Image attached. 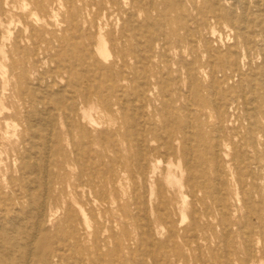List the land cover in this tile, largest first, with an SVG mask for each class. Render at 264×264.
Returning <instances> with one entry per match:
<instances>
[{"label": "rangeland", "instance_id": "rangeland-1", "mask_svg": "<svg viewBox=\"0 0 264 264\" xmlns=\"http://www.w3.org/2000/svg\"><path fill=\"white\" fill-rule=\"evenodd\" d=\"M6 1L10 29L0 27V39L4 41L6 51V57L0 55V187L4 184L2 178L11 175L14 166L20 165L19 153L26 155L21 134L27 130L28 123L47 132L50 127L44 125L43 119L51 115L59 126L63 156L73 160L78 156V149H84L85 166L90 171L106 173L114 167L117 174L114 187H110L102 176L96 189L85 188L80 195L74 194L72 188L56 193L61 206L52 217L48 218L51 215L48 214L42 224L39 209L47 196L41 188L35 199L31 196L25 199V209L21 212L2 205L0 224L6 230L19 232L21 240L15 233L9 242L1 238L0 264H25V259L29 260L28 264L38 262L35 241H42L43 236L49 237L54 248L56 257L52 258L51 264H78L79 260L94 257L99 249L107 259L119 261V264H150V254L158 248H162L165 256L178 248L175 250L177 253H170V260L176 264H237L236 258L229 253L228 236L223 237L219 230L215 231L218 237L215 240H204L203 237H209L204 231L196 244L185 246L181 240H176L174 245L167 240V229L152 236L148 225L155 218L149 212L154 208L161 189H170L165 181L170 162L175 176L181 178L186 186L189 207L186 215L194 205L188 189L189 171L193 172L199 186L201 212L216 211L215 203L219 197L216 189L221 186L224 194L226 190L237 189L241 200L244 198L243 188H246L249 191L247 195L251 194L254 201L258 200L251 186L254 181L249 178V172L239 157L249 154L259 160L262 167L258 170L256 183L263 189L264 55L255 50H264V35L255 37V33L264 31V0H247L244 4L240 0H37L44 9L36 6V0ZM232 12L235 17L246 16L248 19L244 34L249 38L248 47L253 50L251 57L244 58L243 48L232 53L236 45L235 33L228 20L224 25L217 21L220 16L228 18ZM0 18L3 15L0 14ZM46 23L49 26H45ZM27 25L36 35L37 46L41 45L37 49L50 46L52 55L65 61L63 66H70L72 62L74 65L78 54L87 56L90 50L93 51L98 44L99 33L105 37L109 52L113 53L114 40L120 46L130 48L124 49L130 52L131 66L136 72L124 71L127 81L118 83V95L125 108L123 114L118 115L116 126L109 124L110 117L105 107L99 104L92 112L99 125L88 128V138L83 139L77 133L69 136L68 126L60 128L67 122L62 118L59 104L73 103L69 88L71 76L66 71H62V77L54 76L58 60L53 62L39 56L42 52H37L32 42L26 39L30 35L25 32ZM248 25L250 31H247ZM122 29L127 31L128 42L119 39ZM212 29H217V35L223 37L222 56L206 51V43H212ZM20 32L25 36L19 43V49L15 50L14 41ZM110 32L114 34L109 35ZM242 40L245 38H240ZM38 57L41 62L34 64ZM100 62L108 65L103 59ZM73 65L70 68L75 69ZM238 68L244 73L243 78L236 76L225 82L224 76L234 75ZM74 75L81 76L76 72ZM151 77L152 82L146 83L145 79ZM103 85L111 87L107 80ZM246 99L248 105L243 106ZM131 103L137 107L136 110ZM247 107L250 114L246 112ZM137 110L140 113L144 111V114L134 115ZM221 111L225 112L227 120L224 129L232 139L228 147L220 143L221 137L226 135L219 131L217 119ZM186 117L190 122L188 125ZM237 120L245 123L239 136L234 137L233 133L239 127ZM171 129L177 135L185 131L189 139L176 143V155L171 161L161 157L156 162L149 161L146 174L142 176L139 173V154L148 148L160 147L162 140L158 136L165 137ZM116 130H119L117 135L100 138L102 132L111 134ZM258 131L261 134L258 135ZM252 137L259 138L257 150L248 141ZM26 145L28 149L27 142ZM46 159L43 157L39 161L44 165ZM58 159L62 160V157ZM240 170L245 179L244 187L234 183ZM182 171L184 177H181ZM55 173L63 176L57 169ZM37 182L40 186L41 181ZM101 192L109 200L98 207ZM236 192L230 197L236 199ZM5 198L0 195V200ZM181 204L180 200L174 201L175 207ZM105 209L109 210L108 214ZM232 210L235 235L250 232L253 225L245 220V211L235 213V208ZM70 212H79L88 222V234L82 243L85 257L74 247V232L81 234L82 231ZM15 217L19 218L18 221ZM175 220L179 229L190 223L188 219L183 223L179 212ZM9 243L13 247L11 258L3 259L1 256ZM19 243L24 248L17 249ZM32 244L34 246L30 247ZM200 257L201 262L198 261ZM259 261L258 264H264V260ZM239 264L252 263L240 261Z\"/></svg>", "mask_w": 264, "mask_h": 264}, {"label": "bare ground", "instance_id": "bare-ground-1", "mask_svg": "<svg viewBox=\"0 0 264 264\" xmlns=\"http://www.w3.org/2000/svg\"><path fill=\"white\" fill-rule=\"evenodd\" d=\"M246 1L247 0H240L242 4H244V2ZM0 3L2 4L0 14L1 16L3 15V18H0V27L10 29V14H8V12L5 10V6L8 5V2L6 0H0ZM36 6L44 9L43 5L40 6L37 0ZM225 20H228L231 30L235 33L234 38L236 39V45L234 46V52L232 51V53H238L237 48H243L242 52L244 58H247L248 56L251 57L253 50L248 47L249 38H247L244 34L248 23L247 17H235L234 13L232 12L231 16H229L228 18H224L221 16L217 18L218 23L221 25L226 24ZM45 26H49V24L46 23ZM208 27L209 26H207L206 29ZM250 29V25H248L247 31H250ZM45 31L47 32V30ZM25 32L30 33V35L26 39L32 42L36 51L42 52L39 54V56H43V58L45 59H51L53 62L58 60V56L52 55L50 46H46L44 48L42 47V49H37L41 45L37 46V43H35L37 40L36 35L29 29L28 25L25 28ZM210 32L213 39L212 43H206V51L222 56L221 54L224 52L223 47L225 46L224 43L222 44L223 37L222 35H217V29H212L210 30ZM112 34H114V32L109 33V35ZM259 35L260 37H262L264 35V31L262 30L259 34L255 33V37H258ZM24 36V32H20V34L16 36L13 45V48L15 50L19 49V43L22 41V38ZM127 36V31L125 29H122L119 39L122 42H124V39L126 40V42H128ZM98 37L99 38L97 46L95 45L93 51L90 50L89 54L87 55L89 59L87 58V56L78 54L76 56L74 65L72 62L70 66H63V63L65 61L62 58H59V60L57 61V71L54 72V76L62 77V71L70 73L71 76V80L69 79V88L70 91H72L71 94L73 103L71 105L65 104V106L59 104V106H61L60 108L62 112V118H64L67 122V125L65 123H62V126L60 128L68 126L69 136L77 133L80 134L83 139L88 138V128L96 127L99 125L94 120L92 115V112L97 108L99 104L105 107V110L110 117L109 124L113 127L116 126L117 117L118 115L123 114L125 108V103L123 101H120V96L118 95V83L127 81V76L123 75L124 71L131 70L133 73L136 72V69H132L133 67L131 66L132 57L130 58V52H127V50L124 49L130 48L120 46V43L118 44L117 41L114 40L113 53L109 52V50L107 49L105 37L101 33L98 34ZM240 38H245V40L240 41ZM255 52L264 55L263 48H257ZM0 55L6 57L5 44L2 39H0ZM100 59H103L104 62H108V65L105 66L103 62H100ZM234 59L236 60V58ZM252 59L253 58H251V60ZM134 60L135 58L133 59V61ZM35 61L36 62L34 64L41 62L39 57L36 58ZM72 65L75 69L70 68L72 67ZM75 72L76 74H80L81 76H75ZM236 76L242 79L244 73L242 74V71L238 68L234 72V75H225L224 81H231ZM155 77L157 78V76ZM152 79V77L146 78L145 82L149 84L150 82H152ZM104 80H107V83L110 82L111 87L103 85ZM203 103H206V100H204ZM242 104L243 106H247V99ZM131 106H133L132 103ZM133 107L136 110L137 107ZM225 108H227V106H225ZM138 111L140 110H137L134 115L139 116L141 115V113L144 114V111H141V113ZM249 111L250 109L247 107L246 112L248 114H250ZM123 120L125 121L124 118ZM187 120L189 121L188 117H186V124L188 125L190 124V122H188ZM217 121L220 125L219 131L226 133L224 137H221L220 143L228 147L232 139L223 126L227 122V120L225 119L224 111L218 112ZM43 122L44 125H47V128L50 127L49 131L47 130V132H44L42 131V129L33 126L31 122L28 123L27 130H25L24 134H21V141L23 144H25L24 146L26 148V155L19 153L20 165L17 167L14 166L15 168H13L11 175H8V177L4 176L2 178L4 184L3 187H0V195L3 194L6 197V200H0V207L2 205H6L9 209L18 212H21L25 209V199L29 196L35 199L38 195V191L41 188L42 192H44L47 196L46 200H44L39 209V218L41 224L45 221L44 219L48 216V214H51L48 218L52 217V214L55 212V210H59L61 206V202L56 197L58 194L56 193L65 192L69 188H72L74 194L80 195L81 191L82 193L85 192V188L96 189L97 185L100 183L98 180L102 178V176L107 180V184L110 187H114L115 176L117 174V170L114 167L110 170H107L106 173L100 172L99 170L90 171L89 167L85 166L84 156L86 152L84 149H81L80 151L78 149V156L73 160H70L67 157L63 156L61 133L58 132L59 126H56L55 118L52 115L47 116L43 119ZM236 122L239 123V127L235 130V133H233L234 137L239 136L240 132L244 128L245 123L240 120H237ZM232 123H235V121H232ZM7 126H9V124H7ZM118 131L119 130H116L111 134L102 132L100 134V138L108 139L111 136L117 135ZM152 131L150 133H152ZM247 131L250 132L251 130ZM180 133H178L180 135L179 136L176 134L175 130H169L165 137L158 136V139L162 140V145L160 147L153 149L148 148L147 151L145 150V152H141L139 154L141 163L139 173L142 176L146 174L149 161L153 160L154 162H156L158 161L157 159H159V157L168 158V160L171 161V159L175 157L177 151L176 143L178 144L179 142L187 141V139H189V136L185 131L183 132L184 134H182V132ZM259 134H261L260 131H258V135ZM258 139V137H252V139H248L249 143L251 142L253 148H256V150L257 145H259ZM26 142L30 146L28 149ZM190 151L195 152V150ZM43 157L45 159L47 158L46 161L44 160V165L39 161V159ZM58 157H62V160L58 159ZM239 159L242 160L241 164L244 165L245 170L249 172V178L254 181L251 186L253 189H255V197L258 200L254 201V196H252L251 194L247 195L249 191L246 188H243L244 198L243 200H241L240 198H238L239 193L236 192L237 189L231 191L226 190V194H224L222 193L224 189L221 186L219 189H216V191L219 193V197L215 203L218 209L216 208L215 212H213L211 209L205 212H201L199 209L201 200L198 198L199 186L196 183V178L193 175V172L188 170V189L191 194V198H194V205L191 208L189 215H186L185 213L188 207V195L185 193L186 186L184 185V183H182L181 178L179 179L177 176H175L172 169L173 164L172 162H170L167 167V174L165 177V181L168 185L167 187H169L170 189H161L154 204V208L149 212L155 218L154 221H151L148 225L152 236L160 233L162 230L167 229V240L169 242H172L175 245L174 242L176 240H181V242L184 243L185 246H191L192 244H196L197 242H199V235L201 233H204V231H206L205 233L209 235V237H203L204 240H215L216 238H218L215 231L219 230L220 235H222L223 237L228 236L226 242L230 247L229 253L232 257L236 258L235 262L237 264H239L240 261H247L252 264H258L260 262L259 260H264V188L262 189L256 183L258 180L256 179V177L258 176V170H261L262 166L260 165V162L257 158H254L249 154H244L242 157H239ZM158 163L159 165H162V163ZM55 169L61 172L63 176H57L55 173ZM190 169H192V167ZM153 175H155V169L153 170ZM242 175L243 171L240 170L238 173V180H236L234 183L244 187L245 179ZM181 177H184V171L181 172ZM37 180L41 181L40 186H38ZM234 191L237 195L236 199L230 197L231 194H234ZM100 194L101 197L98 199V207L104 205L102 202L107 203L109 200L104 192H101ZM230 198L232 200V204L230 203ZM177 200H180L182 202V208L181 206H174V201ZM233 208H235V213H238L240 210L242 211V213L245 211V220L247 221V223L253 225L250 232L241 233L238 236L235 235L233 230L235 224V215L233 214L232 210ZM99 209L101 210V208ZM178 212L183 218V223L186 219L190 220L189 225L182 229H179V226L175 220V215L178 214ZM70 213L71 217L75 219L78 227L81 228L82 231L81 234H79L78 232H74L76 236L74 247H76L81 256L85 257L86 251H84V249L82 248V243L85 241V237L88 234L86 227V225H88V222L84 219V217H81L79 212ZM105 213L108 214L109 210L105 209ZM15 219L18 221L19 218L15 217ZM254 220H256V224L251 223ZM13 233L19 236L21 240L19 232L6 230L3 228V224H0V240L2 238L3 240H7V242H9V239L11 238ZM48 238V236H43L42 241H35V244L38 246L37 255L39 260L38 262L34 261L33 264H51L53 260L52 258L56 257L54 256L55 253L52 243L48 240ZM238 239L239 243H237ZM33 246L34 244H32V246L30 247ZM16 247L17 249L24 248L22 243L17 244ZM36 249L37 247L35 248V250ZM177 249L178 248H175L172 252H167V256L163 254L162 248H158V251L156 249L153 250L152 254H150L152 256L150 264H176L175 262L170 260V253L175 252V250ZM12 250L13 247L11 246V243H9L6 246V249L4 250L5 252H3L4 254L1 257L3 259H10ZM100 250L101 249H99L98 252L94 254V257H88L79 260L80 262H78V264H119V261L117 262L116 260L107 259L105 254H103ZM197 250H199V246L197 247ZM213 257L214 261H217L215 258L216 256L213 255ZM192 258L194 260L196 259L193 256ZM201 259V257L198 258V261L201 262ZM28 261H26L25 259L24 263L26 262L25 264H28ZM4 264L13 263L7 262Z\"/></svg>", "mask_w": 264, "mask_h": 264}]
</instances>
